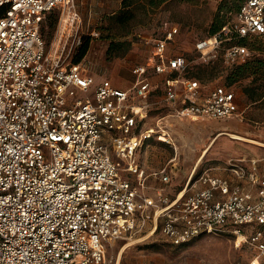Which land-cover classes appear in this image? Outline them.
<instances>
[{"label": "built area", "instance_id": "1", "mask_svg": "<svg viewBox=\"0 0 264 264\" xmlns=\"http://www.w3.org/2000/svg\"><path fill=\"white\" fill-rule=\"evenodd\" d=\"M76 6L0 0V264H107L111 242L156 232L173 246L228 235L255 263L264 258V157L228 161L229 178L197 175L195 165L177 191L167 168L135 161L152 140L174 146L168 119L238 117L235 92L189 76L184 56L167 48L174 26L146 41L130 86L97 84L80 63L47 52L41 36L48 13L66 28ZM262 34L264 0H244L211 43L195 48L214 59L223 46L226 70L250 56L239 41Z\"/></svg>", "mask_w": 264, "mask_h": 264}, {"label": "rangeland", "instance_id": "2", "mask_svg": "<svg viewBox=\"0 0 264 264\" xmlns=\"http://www.w3.org/2000/svg\"><path fill=\"white\" fill-rule=\"evenodd\" d=\"M121 1L77 0L78 19L66 28L60 25L56 13L46 15L41 36L47 52L56 54L64 63H72L80 45L88 41V50L79 63L93 75L97 84L127 88L135 80L134 68L150 52L146 41L161 37L166 29L174 26L178 33L167 44L168 50L183 55L191 73L204 71L202 79H197L201 84H226L227 73L220 61L223 46L214 59L209 58L211 54L203 57L195 47L203 40L212 42L208 31L218 7L224 8L221 15L231 20L241 0H166L151 7L144 0H133L134 19L126 28L108 20L121 9ZM110 40L127 41L128 52L123 57L109 59L106 48ZM245 44L251 56H264V36L248 39ZM253 48H260L261 53L257 54ZM249 82L247 79L230 87L238 95V117L222 121L172 119L167 128L171 129L168 132L174 146L152 140L137 153L135 161L149 169L165 167L173 180L176 176L181 180L194 168L209 136H212L210 133L217 130L224 133L197 165V175L218 164L221 166L229 159L264 157V102L250 104L246 100L241 88ZM230 134L248 140L235 141L230 139ZM231 149L235 152L232 153ZM215 152L222 156L213 159ZM110 154L116 165L121 169L126 167L127 161L119 158L113 149ZM121 173L124 175L123 171ZM254 257L248 246L237 247L228 235H204L173 246L158 232L149 237L127 236L115 240L105 252L107 264H253ZM255 264H264V258Z\"/></svg>", "mask_w": 264, "mask_h": 264}, {"label": "trees", "instance_id": "3", "mask_svg": "<svg viewBox=\"0 0 264 264\" xmlns=\"http://www.w3.org/2000/svg\"><path fill=\"white\" fill-rule=\"evenodd\" d=\"M147 5L159 6L164 3L166 0H144ZM241 2L235 7L233 17L231 20L225 19L224 15H221L224 12V8L218 7V12L214 18V21L209 27L208 37H213L218 34L221 29L231 23L241 5ZM133 0H122L121 9L109 17V23L121 26L126 28L129 26L130 21L134 19V10L132 7ZM227 12L230 10L227 9ZM56 13V12H50ZM48 13V14H50ZM47 14V15H48ZM57 14V13H56ZM223 14V13H222ZM54 23V22H53ZM52 23V25H53ZM264 36V34L259 35ZM258 37V36H255ZM254 37L244 38L239 42L243 45L245 41ZM88 40V39H87ZM88 41H85L78 48V53L76 58L73 60V64L79 63L80 59L86 54L88 50ZM129 50V44L127 41H114L110 40L106 48V55L109 59L123 57ZM257 54L261 53L260 48H253ZM226 86L231 87V85L240 83L244 80L250 79V82L241 88V92L246 100L250 104H257L264 102V56L254 55L249 56V58L241 64L234 65L231 68L226 69ZM204 74V71L198 72V74L191 73L189 70V76L191 78L195 77L196 79H202L201 75Z\"/></svg>", "mask_w": 264, "mask_h": 264}, {"label": "crops", "instance_id": "4", "mask_svg": "<svg viewBox=\"0 0 264 264\" xmlns=\"http://www.w3.org/2000/svg\"><path fill=\"white\" fill-rule=\"evenodd\" d=\"M236 96H237V100H238V95H236ZM237 103H238V101H237ZM172 119H173V118H172ZM172 119H168V120H167V126H168L169 121L172 120ZM202 121H204V120H202ZM210 121H215V120H210ZM168 130L171 131V129H168ZM221 133H224V132L221 131V130H217V131H215L214 133H210L212 136H209V138H208V139H209L208 142L205 144L204 148L202 149V151H201V153H200V155H199V157H198V160H197V162H196V164H195L196 166L202 162L203 158H205V156H206V154L209 152V150H210L211 148H213V146L215 145L216 141H217L219 138L222 137V134H221ZM219 134H221V135H219ZM230 139H231V138H230ZM232 140H234V139H232ZM235 141H237V140H235ZM246 141H247V140H246ZM250 141H252V140H250ZM231 150H232V149H231ZM234 152H235V151L232 150V153H234ZM219 156H222V155H221L220 153H218V152H215V153L213 154V157H214L213 159H216V158L219 157ZM231 156H232V155H231ZM252 158H260V157H250V158L240 157V158L235 159V160H243V161H247V160L252 159ZM230 160L233 161V159H229L228 161H230ZM228 161L225 162V163H223L221 166H220V164H218L215 168H210V169L204 170V171H202V172H200V173H203V172L207 171L209 174L214 175V176H218V177H222V178H229V173L225 171V167H226V164L228 163ZM194 167H195V166H194ZM219 167H222V168H219ZM210 170H211V171L215 170V172L212 173V172H210ZM191 171H192V170H191ZM191 171H190V172H191ZM190 172H189V173L187 172L181 180H177V176H176V179H175V180H173V178H171V183H170L169 189L172 190V191H177V190H179V189L182 187V185L184 184V182H185L186 178L188 177V175L190 174ZM174 175H175V174H174ZM259 175L262 176L261 174H259ZM149 183H151L152 185L155 184L154 182H149ZM242 185H243L245 188H249V186H248L247 183H245V182H242ZM251 191H254V189H251Z\"/></svg>", "mask_w": 264, "mask_h": 264}, {"label": "bare ground", "instance_id": "5", "mask_svg": "<svg viewBox=\"0 0 264 264\" xmlns=\"http://www.w3.org/2000/svg\"><path fill=\"white\" fill-rule=\"evenodd\" d=\"M211 41H212V39H211ZM219 135H221V134H219ZM230 138H231V139H234V140H237V141L248 140V139L243 138V137H241V136H239V135H236V134H230Z\"/></svg>", "mask_w": 264, "mask_h": 264}]
</instances>
